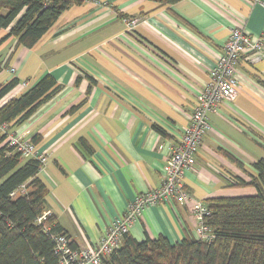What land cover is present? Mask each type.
<instances>
[{
    "label": "crops",
    "instance_id": "1",
    "mask_svg": "<svg viewBox=\"0 0 264 264\" xmlns=\"http://www.w3.org/2000/svg\"><path fill=\"white\" fill-rule=\"evenodd\" d=\"M123 18L138 20L132 32ZM234 26L264 36V7L251 0H180L165 7L144 0H87L65 11L32 49L16 47L13 38L0 46V85L19 81L0 107L44 75L60 86L24 124L0 132L29 142L38 138L34 151L44 159L38 177L48 191L44 215L55 218L74 247L97 243L137 196L159 188L170 147L188 125ZM5 34L0 31V38ZM84 74L95 81L88 94ZM261 82L264 58L240 60L234 99L208 115L209 131L183 178L194 199L255 194L230 184L236 178L247 182L254 176L252 164L264 159ZM79 139L92 155L75 149ZM196 227L185 206H153L144 209L129 236L138 243L163 237L175 244L193 238Z\"/></svg>",
    "mask_w": 264,
    "mask_h": 264
},
{
    "label": "trees",
    "instance_id": "2",
    "mask_svg": "<svg viewBox=\"0 0 264 264\" xmlns=\"http://www.w3.org/2000/svg\"><path fill=\"white\" fill-rule=\"evenodd\" d=\"M86 1L0 0V31H6L0 38V46L13 38L16 47L32 49L65 11ZM144 1L165 7L180 0ZM84 76L89 83L88 94L95 81ZM79 81L77 77L75 87ZM18 84V79L13 78L0 85V101ZM261 84L264 87V82ZM59 92L60 86L54 78L44 75L20 97L0 107V126H21ZM82 104L84 101L69 113ZM152 128L164 135L155 125ZM7 137V133L0 132V264H57L52 243L42 228L53 225L54 232L66 234L55 224L52 215H45L42 224L36 223L44 215L48 195L38 177L42 163L34 158H21L18 152L7 147ZM37 140L33 137L30 143L35 146ZM75 149L92 155L84 139L78 140ZM252 169L254 176L247 182L231 179L230 187L253 188V196L204 202L210 213L205 225L214 236L211 243L190 237L175 244L163 237L138 243L126 235L120 248L103 264H264V159L253 163ZM71 246L74 248L72 243Z\"/></svg>",
    "mask_w": 264,
    "mask_h": 264
},
{
    "label": "built area",
    "instance_id": "3",
    "mask_svg": "<svg viewBox=\"0 0 264 264\" xmlns=\"http://www.w3.org/2000/svg\"><path fill=\"white\" fill-rule=\"evenodd\" d=\"M251 2L264 7L260 0ZM122 23L128 32H132L138 20L123 18ZM263 58L264 36L254 38L242 27L234 26L222 46L220 56L208 72L207 83L197 96L188 125L181 130L179 139L170 147V153L161 169L159 188L137 196L122 216L112 220L97 243L83 248H73L68 237L52 230L53 225H43L42 232L52 243L57 264H103L106 258L120 248L123 237L129 235L131 227L144 209L153 206L187 207L197 223L193 238L211 243L214 236L205 225V218L210 214L208 207L185 191L183 178L193 168L196 155L209 131L208 115L217 113L220 105L230 104L234 99L239 61L247 59L252 64ZM4 128L5 126H0V131ZM6 144L8 148L18 152L21 158H34L43 164L44 159L36 155L34 146L20 136H8ZM161 148L162 146L157 147L158 150ZM44 219L45 215L37 218L36 223L42 224Z\"/></svg>",
    "mask_w": 264,
    "mask_h": 264
}]
</instances>
